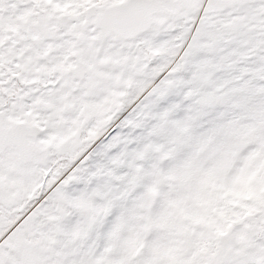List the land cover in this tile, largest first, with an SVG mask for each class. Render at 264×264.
<instances>
[{"label":"snow or ice","instance_id":"obj_1","mask_svg":"<svg viewBox=\"0 0 264 264\" xmlns=\"http://www.w3.org/2000/svg\"><path fill=\"white\" fill-rule=\"evenodd\" d=\"M15 3L0 264H264V0Z\"/></svg>","mask_w":264,"mask_h":264},{"label":"flooded vegetation","instance_id":"obj_2","mask_svg":"<svg viewBox=\"0 0 264 264\" xmlns=\"http://www.w3.org/2000/svg\"><path fill=\"white\" fill-rule=\"evenodd\" d=\"M19 9V5L15 0H0V15L6 18H14Z\"/></svg>","mask_w":264,"mask_h":264}]
</instances>
